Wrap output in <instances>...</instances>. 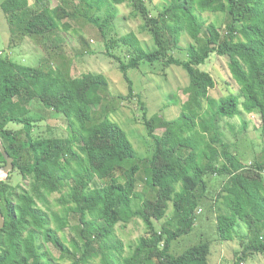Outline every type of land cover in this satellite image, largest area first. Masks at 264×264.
I'll use <instances>...</instances> for the list:
<instances>
[{
  "label": "trees",
  "instance_id": "trees-1",
  "mask_svg": "<svg viewBox=\"0 0 264 264\" xmlns=\"http://www.w3.org/2000/svg\"><path fill=\"white\" fill-rule=\"evenodd\" d=\"M58 2L51 7L42 0H4L1 8L19 36H53L71 27L64 18L80 15L98 27L106 54L127 82L128 96L134 90L128 70L145 61L158 74L181 68L188 76L187 98L174 99L181 111L170 119L149 114L139 99L150 141L142 158L110 118L115 105L109 97L115 95L105 74L71 76L65 66L46 60L32 67L0 55V140L14 165L0 179L5 220L0 264H64L67 258L68 264H94L96 258L100 264H209L212 239L207 234L201 232L181 252H173L172 245L193 232L200 213L206 218L215 213V206L217 240L240 237L233 264L264 253V157L243 162L237 143L224 139L222 129L225 118L264 111V0H170L162 9L151 0H83L72 11L69 0ZM123 3L141 21L139 30L150 36L153 49L147 50L132 29L123 35L114 30L112 12L104 18L92 12ZM35 4L38 8H32ZM206 12L222 14V22L206 24ZM184 34L190 41L181 47ZM212 53L227 60L238 94L210 98L215 78L199 66ZM34 99L71 111L68 135L55 134L40 124L41 116L30 114ZM246 129L243 119L239 131ZM5 163L0 152V166ZM13 171L26 186L13 183ZM132 218L143 222L144 233L126 255L115 228ZM67 228L74 232L72 254Z\"/></svg>",
  "mask_w": 264,
  "mask_h": 264
},
{
  "label": "rangeland",
  "instance_id": "rangeland-1",
  "mask_svg": "<svg viewBox=\"0 0 264 264\" xmlns=\"http://www.w3.org/2000/svg\"><path fill=\"white\" fill-rule=\"evenodd\" d=\"M3 1L0 0V55L32 67L41 66L42 61L46 60L53 66H65L71 76H78L84 72L105 74L108 80V88L115 95V97H109L115 105V110L110 113V118L123 127L138 155L142 158L148 156L150 141L143 122L140 120L142 113L140 108L142 106L139 99L145 104L149 114L156 113L168 119L177 117L181 108L179 103L175 104L173 101L175 98L180 101L187 98L183 90L188 85V76L186 77L185 72L181 68L171 67L167 74H158L152 72V64L143 61L138 68L128 70V76L134 87L132 95L128 96L127 82L118 69L117 63L106 54L105 40L95 24L80 15L69 16L63 19L64 22L71 25L66 31L60 28L55 35L49 37L19 36L17 35L18 29L16 26L10 25L1 8ZM34 1L30 0V3H34ZM42 1L41 5L46 4L51 7L59 3L58 0ZM80 1L83 0H69V10L72 11L73 6ZM169 1L151 0V4L162 9ZM81 3L82 5H78L80 8L86 7V4ZM32 8H38V5L35 4ZM107 11L114 14L113 29L119 34L123 35L132 29L140 37L147 50L154 48L150 36L140 32L141 21L139 18L130 15V8L127 3L104 5L99 11L93 10L92 12L95 16L104 18ZM202 16L206 20V24H210V22L220 23L223 19L222 14L217 16L210 12L203 13ZM189 41L190 38L184 34L180 46L185 47ZM123 53L121 51V54ZM180 55H182L181 51ZM199 67L209 71L215 78V86L209 91L210 98L218 100L221 97L239 93L238 85L232 79L227 60L224 57L212 53L208 60L200 64ZM117 95L121 98L116 97ZM28 106L30 114L43 118L40 122L42 126L52 127L57 135H68L67 117L72 114L66 106L56 105L49 108L45 107L38 99L32 100ZM205 106L207 107L208 103L205 102ZM242 113V115L233 118H225L222 121V129L224 139L230 143H237L238 150L235 152L239 154L240 159L243 162H249L254 156L264 157L262 152L264 149V111L257 110L252 113L242 111ZM243 119L247 121V129L240 132L239 127L242 125ZM10 126L13 127V125ZM162 131L163 128L161 127L156 130L157 133ZM2 176L5 178L4 175ZM140 177H145L143 170L140 172ZM12 181L13 183L19 182L23 186H26L27 183L18 171L12 172ZM139 188H144L142 180L139 182ZM57 195L54 194L53 197ZM213 211L217 212V206L213 208ZM215 213L210 214L209 218H206L205 213H200L193 232L173 243V252H181L191 242L196 241L198 235L203 232L212 239L209 264H233V252L239 247L240 237H236L234 241L217 240V231L213 223ZM71 217L73 218L72 222L76 221V216L71 215ZM143 233L144 224L138 218H132L126 224L119 223L115 228L116 237L123 243L126 255L132 252ZM66 237V243L69 246L70 254H72L76 252L70 243L74 237V232L69 228L66 229ZM48 248L55 256L59 255V251L51 243H48ZM93 262L100 264L98 258ZM68 263L70 260L67 258L64 264ZM244 264H264V253L254 254Z\"/></svg>",
  "mask_w": 264,
  "mask_h": 264
},
{
  "label": "water",
  "instance_id": "water-1",
  "mask_svg": "<svg viewBox=\"0 0 264 264\" xmlns=\"http://www.w3.org/2000/svg\"><path fill=\"white\" fill-rule=\"evenodd\" d=\"M0 152L6 161L5 165L0 166V176L4 175L6 177L9 174V172L12 171L14 168L13 157H11L9 153L6 151V148L1 140H0ZM0 179L2 178L0 177ZM4 223H5L4 216L0 210V229L4 226Z\"/></svg>",
  "mask_w": 264,
  "mask_h": 264
},
{
  "label": "built area",
  "instance_id": "built-area-1",
  "mask_svg": "<svg viewBox=\"0 0 264 264\" xmlns=\"http://www.w3.org/2000/svg\"><path fill=\"white\" fill-rule=\"evenodd\" d=\"M1 178H3V176H0Z\"/></svg>",
  "mask_w": 264,
  "mask_h": 264
},
{
  "label": "clouds",
  "instance_id": "clouds-1",
  "mask_svg": "<svg viewBox=\"0 0 264 264\" xmlns=\"http://www.w3.org/2000/svg\"><path fill=\"white\" fill-rule=\"evenodd\" d=\"M4 178V177H3Z\"/></svg>",
  "mask_w": 264,
  "mask_h": 264
}]
</instances>
